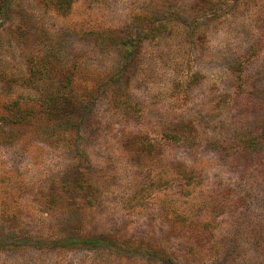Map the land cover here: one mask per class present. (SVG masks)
Here are the masks:
<instances>
[{"label":"rangeland","instance_id":"rangeland-1","mask_svg":"<svg viewBox=\"0 0 264 264\" xmlns=\"http://www.w3.org/2000/svg\"><path fill=\"white\" fill-rule=\"evenodd\" d=\"M0 264H264V0H0Z\"/></svg>","mask_w":264,"mask_h":264}]
</instances>
